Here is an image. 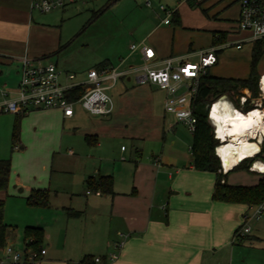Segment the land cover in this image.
<instances>
[{"label":"crops","instance_id":"0c3cea01","mask_svg":"<svg viewBox=\"0 0 264 264\" xmlns=\"http://www.w3.org/2000/svg\"><path fill=\"white\" fill-rule=\"evenodd\" d=\"M176 2L175 7H165V10L160 7L164 17L146 15L150 24L138 31L135 42H131L121 54L119 65L128 69L140 66V52L131 50V45L135 43H146L155 50V64L158 67L162 66V60L171 57L196 62L201 50L226 44L217 53L218 62L209 70L214 75V70L220 66L222 52L236 47L231 44L247 37V33L236 28L240 14L239 0L237 18L232 22L229 20L223 29H200L212 31V39L210 43L196 47L178 33L179 27L189 28V24L184 22V12L192 7L191 0ZM74 3L66 5L64 9ZM146 6L151 8L152 3L147 1ZM35 10L40 11L32 7V0H0V75L7 72V79L0 82L1 86L10 89L13 94L16 92L24 56L45 64H57L64 84L71 82L68 75L72 73L80 81L90 69H97L100 64L116 67L110 58L86 70L62 61L61 55L72 45L73 38L61 30V26L37 23L33 14ZM107 10H101V14ZM168 12H171L169 24L165 23ZM95 16H98L97 12ZM221 36L224 37L223 42L215 44V40ZM73 68L77 70L71 71ZM140 92H144V95ZM158 92L163 94L165 104L166 90L154 84L138 83L137 72H131L108 90L115 100V109L109 115L95 116L81 104H76L73 116H65L61 109L33 108L21 117L20 133L15 142L20 143L21 147L12 153L9 188L0 190V200L6 203L5 222L10 227L7 246L2 250L10 263L2 262L0 256V264H14L12 257L17 252L14 250L15 236L22 234L24 242L27 227L45 230L43 248L47 252L35 264H79L85 255L100 258L101 261L96 264L236 262V256L241 253L237 246L254 240L249 235L243 243H233L235 232L243 225L244 215L252 207L213 200L217 174L195 169L191 150L193 135L188 142L182 136L179 138V126L184 125L166 113L165 106L162 119H158L161 123L154 120L157 134L162 132L158 139L156 132L153 139L143 138L137 131L131 132L128 129L130 125L122 120L124 113L130 111L126 107L133 104L132 99H128L130 94H137L135 100L141 103L146 99L150 102ZM243 95L249 97L248 91L242 90L236 98ZM2 99L0 96V101ZM77 105H81L89 118H79ZM233 105L238 107L235 103ZM245 107L240 104L239 109L244 110ZM14 115L17 120V115ZM72 134L85 135L86 145L82 146L85 153L65 151L66 140ZM87 137H91L90 141ZM121 137L142 142L140 144L143 145L136 147L138 159L128 160L125 157L128 149L124 146L121 151L117 149ZM147 142L151 143V148L146 149ZM254 142H258L261 149L264 148V136L263 140L257 137ZM263 158L264 152L258 161L264 162ZM235 172L231 170L227 173L226 179L230 185L254 186L264 176V173L252 170ZM100 176L112 177L113 194L89 188V178ZM35 190H49L52 194L50 206L36 214L25 204V199ZM9 199L15 201V207H19L21 219L6 220ZM24 245L26 251L25 242ZM8 247H15L10 254L7 253ZM113 253L119 255L116 260H110ZM19 264L30 262L22 261ZM237 264L245 262L243 260Z\"/></svg>","mask_w":264,"mask_h":264},{"label":"rangeland","instance_id":"374dc122","mask_svg":"<svg viewBox=\"0 0 264 264\" xmlns=\"http://www.w3.org/2000/svg\"><path fill=\"white\" fill-rule=\"evenodd\" d=\"M147 1L152 3L151 8L146 6ZM176 1L178 0H120L111 4L109 0H77L76 3L69 5L65 9L57 8L47 13L35 10L33 14L37 23L61 26V30L67 35H70V38H73L72 45L61 55V60H66L76 66V68L80 66V69L86 70L96 66V64L106 60V58H110V61L115 66H118L121 61V54L131 42H135L138 31L150 24V22H147L146 15L153 14L157 17L159 15L164 17V13L160 10V7H175L177 5ZM190 4L192 7L184 12V22L187 25L189 24V28L179 27L178 33L180 36L186 37V40H189L190 43H194L196 47L202 43L208 44L212 39V31L207 32L200 29H223L227 27L230 21L235 20L239 13V0H191ZM107 8L108 10L104 14H101ZM95 12H97L98 16H95ZM254 44L252 42L244 44L243 49L240 50L236 47L226 49L220 56V66L214 70L213 74L223 78L234 77L238 79L248 77L252 71ZM53 62H56V60ZM76 68L70 70L76 71ZM256 71L260 75L264 73V54L257 63ZM6 76L7 72L0 75V82H5L4 80L7 79ZM140 93L144 95V92ZM137 96V94H130L128 96V99H132L133 104L130 107H126L130 111L124 113L122 116L123 119H121L126 121L127 125H130L128 129L130 128L131 132L137 131L139 136H143L146 139H153L156 132L155 137L158 139L159 134H157V125L154 120L159 121L158 119H162L164 113L163 94L158 92L154 94L153 100H151L152 102H148L146 99L142 100L141 103L136 102ZM231 100L233 101L232 98ZM77 111L80 112L79 118L81 120L89 118L82 110L81 105H77ZM15 124L16 119L14 114L0 113L1 159H11L12 153L21 147L20 143H14L13 141ZM179 130V138L182 136L187 142L192 140V133L188 129L184 126H179ZM72 131L74 132L75 130ZM75 132L79 133L78 130ZM159 136H162V132ZM78 138L80 140H76ZM70 141L75 144L73 145ZM66 142V144H69H65L64 148L66 152L73 150L75 154L85 153L82 152V146L85 147L84 145H86L85 135L72 134ZM140 143L142 142H139V140L124 139L121 137L118 139L117 149L121 151L122 146H124L128 149L125 157L130 161L136 160L138 159L136 147L138 148L140 145H143ZM14 144H16L15 147ZM147 144L146 149L152 147L150 146V142H147ZM112 150H115V148L112 147ZM253 164L254 162L250 164V168H253ZM240 171L244 170H239L235 173ZM14 204L15 201L10 199L7 202V221L21 219L19 207H15ZM25 204L34 214L39 210H45V207L29 205L27 198L25 199ZM249 226L251 228L249 235L254 240L252 242H246L242 246H237L241 253L240 256H236V262L234 264L243 260L245 264H264V218L250 221ZM15 238L16 248L14 247L15 249H13L19 253H23L25 251V245L22 234L17 237L15 236ZM0 256L2 262L10 263L5 258L6 254L4 251L0 253ZM36 262L32 261L30 264H35Z\"/></svg>","mask_w":264,"mask_h":264},{"label":"built area","instance_id":"2783aa9c","mask_svg":"<svg viewBox=\"0 0 264 264\" xmlns=\"http://www.w3.org/2000/svg\"><path fill=\"white\" fill-rule=\"evenodd\" d=\"M75 1L32 0V7L42 12H50L57 8H64ZM161 8L163 10L166 9L164 6H161ZM170 17L171 12H168L165 23L169 24L171 22ZM236 28L240 32L247 33L246 38L231 44L235 45L238 49L242 48L247 42L255 43L264 40V0H240V14ZM225 46L227 45L219 44L201 50L199 60L196 62L187 61L182 57H171L162 60V66L158 67L155 64L157 55L151 46L146 43L132 44L131 50L133 52L138 51L141 54L142 63L140 66L129 69L122 65L105 67L101 70L90 69L86 77L80 81L72 73L68 75L71 82L67 84L61 82V72L57 64L52 62L45 64L24 56L21 59V79L16 92L13 94L10 89L0 85V96L3 97L0 101V112L17 115L27 114L33 108L61 109L64 115L68 117L73 116L74 106L81 104L92 115H109L114 111L115 103L108 90L114 87L121 77L131 72H137L138 83L143 85L154 84L166 90L167 96L164 104L166 113L173 115L178 123L184 125L193 134L196 129L197 118L192 109V101L197 95L201 78L206 76L210 68L218 62L217 53ZM77 87L84 89L83 96L76 101L69 100V92ZM221 97H227L233 103L229 95ZM238 100L241 106L247 104L252 106V109L248 111L241 110L242 112L249 114L252 111L260 110L264 115V73L260 75L258 80V95L256 97L243 95L239 96ZM213 105L214 103L208 106V118L210 122H212L210 109H212ZM237 108L239 109V107ZM213 128L215 137L218 139L217 129L214 126ZM261 136L263 140L264 134L261 132L250 140L255 141L257 137L261 139ZM218 140L220 146L223 141L222 139ZM219 146L216 147L215 152L221 162L220 172L227 174L229 170L224 167V163L219 156ZM250 170L262 173L253 168H250ZM262 218H264V203L252 207L251 211L244 215V225L236 236L243 237L249 235L251 233L249 222L261 220ZM122 244H120V247ZM12 251L11 247L7 248V253L10 254ZM46 252L45 249L41 252L32 249H27L24 253L15 252L12 262L19 264L22 261H39L41 256L45 255ZM118 257L117 253H113L110 255V260H116ZM100 261V258H96V262Z\"/></svg>","mask_w":264,"mask_h":264},{"label":"trees","instance_id":"16d2710c","mask_svg":"<svg viewBox=\"0 0 264 264\" xmlns=\"http://www.w3.org/2000/svg\"><path fill=\"white\" fill-rule=\"evenodd\" d=\"M119 0H109L111 4ZM220 39L215 40V44L223 42ZM263 42L258 41L254 44L253 62L251 75L246 79H233L217 77L210 73L203 76L200 80L198 92L192 101V109L197 118L196 129L193 135V144L191 146L193 154V164L195 169L201 171H212L217 174V182L213 200L227 202V203H241L249 207H255L264 203V176L259 183L254 186L230 185L227 182V175L220 172L221 162L216 155L215 149L219 146V140L215 137L214 128L208 118V106L215 102L223 95H229L234 103L240 107L239 100L236 98L242 90H247L249 97H256L258 95V80L260 74L256 71L257 63L264 54ZM108 67L106 63L97 66V70ZM84 94V89L77 87L69 92L68 98L71 101L80 99ZM252 109L251 106L246 105L244 111ZM26 113L17 114L16 124L13 131V141H17L20 133V119ZM90 141L91 137H87ZM15 146V144H14ZM264 152L262 149L261 154ZM258 154L254 158H248L238 164L232 171H249L250 164L258 160L261 156ZM264 159V158H263ZM12 173L11 159H0V190H7L9 188ZM89 188L92 190L101 191V193L113 194V179L112 177L100 176L98 178L91 177L88 180ZM28 204L31 206L49 207L51 204V193L49 190H35L27 198ZM5 208L6 203L0 200V252L7 246V235L9 225L5 222ZM244 220V218H243ZM244 225V222H243ZM240 226L235 232L233 243H243L249 235L243 237L236 236L242 229ZM24 242L27 249H32L41 252L45 243V230L40 227H27L24 231ZM96 257L93 255H85L79 264H96Z\"/></svg>","mask_w":264,"mask_h":264},{"label":"bare ground","instance_id":"6f19581e","mask_svg":"<svg viewBox=\"0 0 264 264\" xmlns=\"http://www.w3.org/2000/svg\"><path fill=\"white\" fill-rule=\"evenodd\" d=\"M213 103L211 123L217 129L218 139L223 141L219 146V156L230 171L239 162L256 156L262 150L260 144L250 137L258 136L260 132L264 134V115L260 110L244 113L227 97L218 98ZM253 168L264 173V162L257 160Z\"/></svg>","mask_w":264,"mask_h":264},{"label":"clouds","instance_id":"9594fccd","mask_svg":"<svg viewBox=\"0 0 264 264\" xmlns=\"http://www.w3.org/2000/svg\"><path fill=\"white\" fill-rule=\"evenodd\" d=\"M214 126V125H213ZM215 127V126H214Z\"/></svg>","mask_w":264,"mask_h":264}]
</instances>
